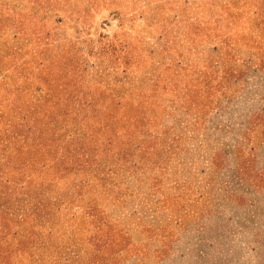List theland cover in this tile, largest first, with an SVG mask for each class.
<instances>
[{
  "label": "rangeland",
  "instance_id": "1",
  "mask_svg": "<svg viewBox=\"0 0 264 264\" xmlns=\"http://www.w3.org/2000/svg\"><path fill=\"white\" fill-rule=\"evenodd\" d=\"M0 261L264 264V0H0Z\"/></svg>",
  "mask_w": 264,
  "mask_h": 264
},
{
  "label": "trees",
  "instance_id": "2",
  "mask_svg": "<svg viewBox=\"0 0 264 264\" xmlns=\"http://www.w3.org/2000/svg\"><path fill=\"white\" fill-rule=\"evenodd\" d=\"M93 103H94L93 100H92V102L86 103L85 105H83V106H81L79 108V111L80 112H83V111H86L87 112L89 110H94V104ZM82 117L85 118V116H82ZM33 132H34V129H32V128H29L26 131V133H33ZM18 135L19 134H16V133H13L12 134V136L14 138H18ZM84 136H85L84 133H82L79 129H75L73 135L71 136V141L77 140L75 142V144H80L78 146V148L76 150H73V151H75V154L81 155V159L84 160L83 163L87 162L89 160V158L91 157L89 151L87 149H85V147L82 146L83 140H84ZM71 151L72 150H68V151L67 150H62V151H59L60 154H59V157L57 156V158H56L57 159V161H56L57 163L56 164H58L59 166H62V168H65L66 167V163H65L66 162V158H67V156L70 155V153H72ZM56 153H58V150L56 151ZM65 153H67V154H65ZM79 165L80 164H78V166ZM81 166L83 167L84 164H81ZM37 205H39V203ZM0 264H2L1 261H0Z\"/></svg>",
  "mask_w": 264,
  "mask_h": 264
}]
</instances>
